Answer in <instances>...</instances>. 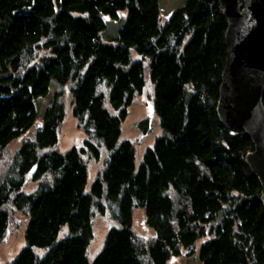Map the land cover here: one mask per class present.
Here are the masks:
<instances>
[{
    "label": "trees",
    "instance_id": "1",
    "mask_svg": "<svg viewBox=\"0 0 264 264\" xmlns=\"http://www.w3.org/2000/svg\"><path fill=\"white\" fill-rule=\"evenodd\" d=\"M226 29L218 0H186L164 22L159 0H0V245L16 211L29 218L25 244L0 264H169L197 252L202 264H264L254 143L218 112ZM147 76L161 133L138 162L123 123ZM66 91L85 137L61 151ZM137 208L153 234L136 230ZM108 209L117 225L90 260L93 218Z\"/></svg>",
    "mask_w": 264,
    "mask_h": 264
},
{
    "label": "water",
    "instance_id": "2",
    "mask_svg": "<svg viewBox=\"0 0 264 264\" xmlns=\"http://www.w3.org/2000/svg\"><path fill=\"white\" fill-rule=\"evenodd\" d=\"M227 18V56L218 112L254 143L246 160L258 175L264 204V0H218Z\"/></svg>",
    "mask_w": 264,
    "mask_h": 264
},
{
    "label": "rangeland",
    "instance_id": "3",
    "mask_svg": "<svg viewBox=\"0 0 264 264\" xmlns=\"http://www.w3.org/2000/svg\"><path fill=\"white\" fill-rule=\"evenodd\" d=\"M186 0H159L160 11H161V22H164L168 16V14L183 6ZM124 17V13L120 14L119 19L112 20L111 26L108 23L107 32L104 35V40L108 42H115V37L118 33V29L122 23V18ZM137 54L134 53V56ZM55 89L60 90L64 87L55 83L53 85ZM54 89V90H55ZM66 98H64L63 103L66 107L67 117L62 125L60 132V141L58 143L57 148L61 151H65L69 147L74 144H81L84 140V133L78 127L77 120L72 112V96L66 91ZM153 97H154V83L147 76V81L145 88L141 94H138L135 99L133 105L130 108V113L127 119L123 123V134L122 139L128 138L136 142L137 145V161L140 162V159L146 150L147 147L152 145L155 139L161 133L160 120L158 115L154 112L153 108ZM51 97L44 98L39 102V114L40 119L42 118L45 107L48 105ZM149 119L150 127L148 129H144L140 125L141 120ZM38 123L33 126L29 132L24 134L20 139H18L11 147V151L18 149L25 141L28 139H32L35 136L37 130ZM99 168V163H92L89 169V184L94 180L97 170ZM36 184L31 180H28L27 185L25 187V191L34 190ZM15 219L17 224H13L9 227L7 236L5 240L0 245V263H5L6 261L11 260L16 254L20 251V249L25 244V229L28 223V216L20 211L15 212ZM94 232L95 237L91 243V246L88 251V257L92 260L98 252L102 249L106 235L109 229L117 225L115 219L111 216V212L108 209L106 214L101 213L100 211L93 218ZM134 226L136 230L143 235H151L153 234V230L146 225L145 214L141 208L136 209L135 218H134ZM68 231V227L65 226L61 231L59 238L65 236V233ZM199 242L197 244V248L200 246ZM43 253V252H41ZM169 264H202L199 258L198 252L189 256L182 255L176 259H173Z\"/></svg>",
    "mask_w": 264,
    "mask_h": 264
}]
</instances>
